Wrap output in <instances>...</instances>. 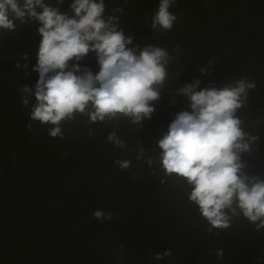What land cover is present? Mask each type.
Returning a JSON list of instances; mask_svg holds the SVG:
<instances>
[{
    "label": "flooded vegetation",
    "instance_id": "obj_1",
    "mask_svg": "<svg viewBox=\"0 0 264 264\" xmlns=\"http://www.w3.org/2000/svg\"><path fill=\"white\" fill-rule=\"evenodd\" d=\"M72 2L45 0L69 16L74 15L69 7ZM105 5V17L118 15L119 27L133 37V45H154L152 0H105ZM117 6L122 13L112 12ZM170 11L178 16L169 32L171 53L176 54L221 13L239 11L264 21V0H177ZM33 22L16 21L14 31L0 30V264H121L71 241L58 243L82 213L122 207L106 192L102 178L111 162L109 157L120 150L107 142V135L116 130L125 140L126 121L106 126L89 124L87 117L77 116L63 125L65 136L61 140L48 134L49 126L30 119V108L22 106L19 89L25 84L34 87L38 79L33 70L37 61L29 45L33 38L38 49L42 37L39 22L35 35L31 33ZM19 61L28 66L16 67ZM78 63L94 74L99 71L94 52ZM201 67L209 68L210 73H201ZM167 71L169 77L160 88V97L152 102L155 111L138 129L136 147L129 157L131 167L119 169L115 176V181L140 203L138 208L129 219L93 222L81 232L117 243L136 264H264V237L254 225L240 218L218 236L208 233L207 222L188 201V187L165 177L157 166L159 161L150 167L145 160L136 159L140 148L146 150V157H155L159 152L156 140L168 131L176 114L191 111L187 97L177 93L178 88L194 78L201 81L197 90L220 88L244 78L254 81L256 88L248 90L247 107L238 115L258 140L253 152L242 154V160L264 170V34L233 21L191 61ZM90 128L92 136L88 135ZM245 171L264 178L259 169L248 167ZM183 237L196 241L189 246ZM165 249H171V255L156 261L154 254ZM217 249L223 250V260L217 259Z\"/></svg>",
    "mask_w": 264,
    "mask_h": 264
},
{
    "label": "clouds",
    "instance_id": "obj_2",
    "mask_svg": "<svg viewBox=\"0 0 264 264\" xmlns=\"http://www.w3.org/2000/svg\"><path fill=\"white\" fill-rule=\"evenodd\" d=\"M176 4L177 0H159L150 17L151 28L170 32L178 20L170 11ZM69 7L73 16L45 0H0V30L14 31L16 21L40 24L42 39L33 66L38 79L34 87L25 84L19 89L22 106L30 108L31 120L49 126L48 134L61 140L65 136L63 125L77 116L87 117L89 124L107 126L127 120L142 128L143 121L155 111L152 102L160 97L173 57L163 47L133 45V37L119 27L120 17H105V0H73ZM122 11L119 6L112 9L113 13ZM90 51L99 65L95 74L78 63ZM24 58L27 60V53ZM16 67H20L18 62ZM199 71L210 73L205 67ZM200 84V79L194 78L176 90L187 97L191 111L176 114L168 131L156 140L159 152L155 157H146V150L140 148L136 159L145 160L150 167L159 161L157 166L165 177L188 187V201L207 222L208 233L218 236L240 218L260 232L264 229V178L249 175L242 160L243 153L253 152L258 136L247 130L238 115L247 107L248 90L255 89L256 84L240 78L220 88L197 90ZM27 127L31 129L32 125ZM88 135H93L91 128ZM106 139L118 149L127 146L116 130ZM131 163L129 159L116 161L122 170L130 168ZM93 214L98 219H111V214L103 210ZM170 255L171 249H165L155 253L154 259ZM215 255L223 260L224 252L217 249Z\"/></svg>",
    "mask_w": 264,
    "mask_h": 264
},
{
    "label": "water",
    "instance_id": "obj_3",
    "mask_svg": "<svg viewBox=\"0 0 264 264\" xmlns=\"http://www.w3.org/2000/svg\"><path fill=\"white\" fill-rule=\"evenodd\" d=\"M22 2V1H21ZM153 3V13L157 10L159 5V0H152ZM233 21L241 22L250 29L264 34V21L249 15L247 13L239 11H228L221 13L211 19L194 37L193 39L178 53L172 54L169 44V31H158L156 29L152 30L151 38L154 42V45L157 47H163L168 50L169 55L173 58L170 60L167 65V70L177 69L187 62L191 61L197 53L204 47V45L215 35L217 34L225 25L232 23ZM38 27V21H34L31 25V33L33 36ZM30 49L37 61V52L38 49L35 46V41L33 38L30 39ZM20 66H24L21 61H19ZM127 119V118H125ZM127 134L125 141L127 146L123 150H118L109 158L111 159L110 164L106 168L103 174V185L106 192L113 198L119 200L122 203L121 208H99L105 213L111 214V219H98L94 216V212L98 209L88 211L79 215L69 226V229L65 237L58 243L62 244L66 241H71L80 246L89 248L91 250L100 252L107 256L113 257L121 264H136V262L130 257V255L117 243L104 239L101 237L91 236L82 233L83 227L88 224L97 221H107V220H126L129 219L135 212L136 201L132 193L126 189V187L115 181V176L119 171L120 167L116 164L118 159H129L133 153L136 142L138 138V128L127 120ZM246 168L253 167L259 169L263 174L264 170L261 169L258 165L245 164ZM262 237V229L259 232ZM57 244V245H58Z\"/></svg>",
    "mask_w": 264,
    "mask_h": 264
},
{
    "label": "trees",
    "instance_id": "obj_4",
    "mask_svg": "<svg viewBox=\"0 0 264 264\" xmlns=\"http://www.w3.org/2000/svg\"><path fill=\"white\" fill-rule=\"evenodd\" d=\"M143 130V129H142ZM140 197V196H139ZM135 201H136V206H137V208H138V204H140V203H137V200L135 199ZM141 208L142 209H144V206H142V204H141ZM138 212H140V211H138ZM137 215H140V213L139 214H137ZM187 233V232H186ZM187 234H189V233H187ZM188 237V236H187ZM187 237H183L184 239H183V243H187L189 246H192L194 243H195V241L196 240H192V239H188V241H187Z\"/></svg>",
    "mask_w": 264,
    "mask_h": 264
},
{
    "label": "bare ground",
    "instance_id": "obj_5",
    "mask_svg": "<svg viewBox=\"0 0 264 264\" xmlns=\"http://www.w3.org/2000/svg\"><path fill=\"white\" fill-rule=\"evenodd\" d=\"M112 146V145H111ZM81 209V208H80Z\"/></svg>",
    "mask_w": 264,
    "mask_h": 264
}]
</instances>
